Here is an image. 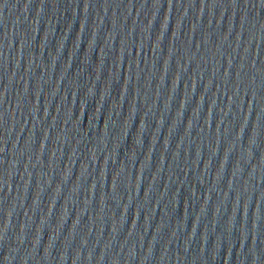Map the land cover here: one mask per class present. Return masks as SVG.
Segmentation results:
<instances>
[{
	"label": "water",
	"instance_id": "water-1",
	"mask_svg": "<svg viewBox=\"0 0 264 264\" xmlns=\"http://www.w3.org/2000/svg\"><path fill=\"white\" fill-rule=\"evenodd\" d=\"M0 264H264V0H0Z\"/></svg>",
	"mask_w": 264,
	"mask_h": 264
}]
</instances>
